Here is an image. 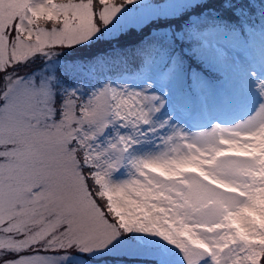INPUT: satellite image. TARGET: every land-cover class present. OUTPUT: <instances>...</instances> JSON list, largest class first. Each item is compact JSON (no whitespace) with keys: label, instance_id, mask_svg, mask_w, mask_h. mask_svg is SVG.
<instances>
[{"label":"snow or ice","instance_id":"6c2138e0","mask_svg":"<svg viewBox=\"0 0 264 264\" xmlns=\"http://www.w3.org/2000/svg\"><path fill=\"white\" fill-rule=\"evenodd\" d=\"M0 264H264V0H0Z\"/></svg>","mask_w":264,"mask_h":264},{"label":"trees","instance_id":"16d2710c","mask_svg":"<svg viewBox=\"0 0 264 264\" xmlns=\"http://www.w3.org/2000/svg\"><path fill=\"white\" fill-rule=\"evenodd\" d=\"M71 55V54H70Z\"/></svg>","mask_w":264,"mask_h":264}]
</instances>
